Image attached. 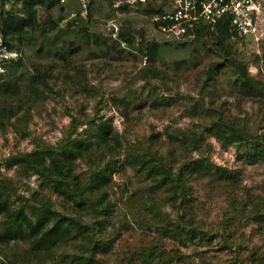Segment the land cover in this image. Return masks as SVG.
Returning <instances> with one entry per match:
<instances>
[{"label": "rangeland", "instance_id": "rangeland-1", "mask_svg": "<svg viewBox=\"0 0 264 264\" xmlns=\"http://www.w3.org/2000/svg\"><path fill=\"white\" fill-rule=\"evenodd\" d=\"M88 1L90 15L81 14L79 0L56 3L47 12L39 8L41 24L47 16L60 18L59 31L11 39L18 61L0 68V189L12 209L30 216L51 208L68 228L48 251L33 246L24 229L16 238L0 237V264H88L90 237L101 241L93 257L102 264H256L264 257V225L253 221L245 195L264 200V160L246 159L243 144L223 145L204 127L213 120L229 122L264 138V92L241 93L230 66H219L209 77L210 64L222 61L209 37L167 38L143 14L150 6L169 10L170 0ZM72 19L76 23L66 26ZM110 23L134 33L135 43L140 36L158 42L156 57L149 60L143 51L113 42ZM230 42V62L246 64L264 84V38L257 44L235 37ZM59 44L65 50L55 53ZM40 72L33 85L26 83ZM102 124L112 148L88 146L73 166L84 180L108 165L105 211L75 204L31 170L8 163L16 154L94 140ZM181 135L202 140L200 148L186 151L176 141ZM170 153L175 157L166 161L173 173L189 153L232 179L193 175L182 199L179 186L172 192L168 183H156L138 159ZM4 222L0 215V230ZM186 227L199 232L194 242L183 241Z\"/></svg>", "mask_w": 264, "mask_h": 264}, {"label": "trees", "instance_id": "trees-1", "mask_svg": "<svg viewBox=\"0 0 264 264\" xmlns=\"http://www.w3.org/2000/svg\"><path fill=\"white\" fill-rule=\"evenodd\" d=\"M56 3H58L57 0H18L12 2L8 9H0V34L2 42L11 50L13 49L10 42L11 39L27 40L35 32L40 36L47 37L49 33L59 31L58 19L60 18H49L47 16L45 22H43L44 24H41L37 16L39 8L47 12ZM16 4H18L17 8L15 7ZM124 7L125 6H120L116 9L122 10ZM162 12V5L156 8L150 6L143 10V14L148 15L150 19L154 15ZM85 14L90 15V2L88 0ZM78 18L80 19V17ZM76 21L77 19H72L66 23V26L70 27L74 25ZM152 24L154 26L157 25L156 22ZM82 29L84 30L86 28L82 27ZM114 33V36L111 35L114 37L113 42H122L127 47H134L138 51H143L146 58H149V60H153L156 57L159 45L155 40L147 41L140 36V40L135 43L134 33L129 30H124L121 27L117 28ZM199 37H209L212 45L222 56L221 62L210 64L208 71L209 77L215 73L219 66H230L234 71L233 84L241 93L247 96H256L264 92V84L248 73L246 64H233L230 62V38L239 37L229 28L226 22H217L214 30H210L205 24L199 23L193 28L192 38L196 39ZM98 38L99 37H96L95 39ZM61 49L65 50L63 45L59 44L55 53H58V50L60 51ZM16 59H10L5 63H1V67H4L7 63H17L18 56ZM42 75L43 72L31 74L26 77V83L28 85H33L37 77L40 78ZM204 129L206 133L213 136L223 145H228L235 141L243 144L245 147L244 154L246 159L264 160V138L249 136L242 130H238L237 126L233 123L217 120L211 121ZM94 135V140L78 139L57 148L46 147L42 150L16 154L9 158L8 163L31 170L33 173L40 176L53 191L69 198L75 204H80L82 202L88 204L87 207H96L98 212L105 211V188L111 174L108 165L93 169L84 180L75 172L73 166L75 155H80L81 151L88 146L91 147L97 143L98 145H102V147L105 146L106 150L112 148L111 141L113 138L107 136V128L104 124L94 130ZM176 138L177 144L190 152L198 150L202 144V140L186 135L177 136ZM186 154L183 157L182 163L179 164L174 173L171 171V166L168 163L175 157L173 153H170L168 156L162 154L138 159H140V163L145 167L148 177L154 180L158 178V180H155L156 183H168L172 192H175L176 187L179 186V194L182 199L184 196L181 194V191H185L184 193L186 196V191H188L190 187L189 178L193 175L213 178L214 180L220 179L222 182L232 179L230 173H227L224 169L217 166L214 167L207 159L201 156L197 158H188ZM167 158L168 162L166 161ZM90 195L95 196V202ZM245 199H248L247 201L250 205L249 213L252 215L253 221L259 225H264V200L259 197L251 198L248 194L245 195ZM0 215L5 218L4 225L0 230V237L4 239H13L21 235L24 229L26 230L25 233L30 237L33 246L45 248L47 251L49 248L59 245V241L64 240L62 238L68 230L67 227L62 226L61 215L51 208L47 207L40 212L35 210L32 212V215H30L31 217L21 208L12 209L7 196L2 193L1 189ZM175 228L178 229L179 226L176 225ZM182 231L183 241L187 240L194 242L197 233H199L193 227H186ZM203 236L205 237V234H201L199 240L203 238ZM89 243L90 249L87 263L93 264V262H96V264H102L93 257V251L101 245V241L98 238L92 239L90 237ZM254 263L264 264V257H259Z\"/></svg>", "mask_w": 264, "mask_h": 264}, {"label": "built area", "instance_id": "built-area-1", "mask_svg": "<svg viewBox=\"0 0 264 264\" xmlns=\"http://www.w3.org/2000/svg\"><path fill=\"white\" fill-rule=\"evenodd\" d=\"M18 0H0V9L6 10L12 2ZM63 3L65 0H57ZM85 14L87 2L79 0ZM170 9L151 17L152 23L167 38L175 40L192 38L193 28L199 23L214 30L219 21L227 23L241 39L257 44L264 38V0H170ZM113 27L112 35L117 27ZM18 52L10 50L1 40L0 34V68L1 63L15 59Z\"/></svg>", "mask_w": 264, "mask_h": 264}]
</instances>
